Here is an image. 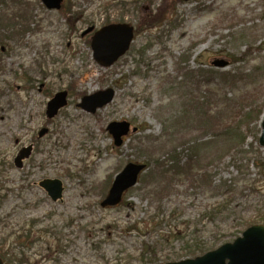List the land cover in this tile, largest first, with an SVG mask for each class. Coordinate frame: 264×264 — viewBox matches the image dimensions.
Segmentation results:
<instances>
[{
    "label": "rangeland",
    "instance_id": "1",
    "mask_svg": "<svg viewBox=\"0 0 264 264\" xmlns=\"http://www.w3.org/2000/svg\"><path fill=\"white\" fill-rule=\"evenodd\" d=\"M23 3V12L9 16L10 24L22 22V32L1 52L7 74L0 81L10 82L0 95V257L5 262L163 264L215 250L264 224V181H256L249 161L250 151L264 158V148L256 144L264 110V0H64L59 10H47L39 0ZM2 23L0 40L8 36ZM110 23L133 26L134 38L128 52L105 69L92 59L90 34H82ZM216 59L227 66L212 68ZM185 67L212 69L217 78L228 73L211 104L225 114L240 118L262 110L256 121L241 118L242 125L250 122L245 156H236L240 162H232L222 138L206 131L210 115L188 120L189 99L205 91L202 86L188 94ZM232 79L236 85L227 86ZM105 88L114 90L108 105L94 114L77 107L82 97ZM60 91L67 92V104L47 119L46 103ZM121 121L138 131L116 148L106 127ZM41 129L48 131L38 140ZM30 142L37 146L30 160L14 169L19 147ZM173 149L181 164L191 166L194 157L196 167L210 168L208 181L203 173L188 181L160 176L154 162ZM129 163L150 165L121 204L102 209L113 178ZM44 179L62 182L61 203L52 204L38 188ZM253 179L251 191V182H242ZM224 203L227 210L215 214ZM25 235L33 238L17 240ZM48 235L74 241L54 253ZM5 253L20 260L8 261ZM22 253L28 261L19 258Z\"/></svg>",
    "mask_w": 264,
    "mask_h": 264
},
{
    "label": "water",
    "instance_id": "2",
    "mask_svg": "<svg viewBox=\"0 0 264 264\" xmlns=\"http://www.w3.org/2000/svg\"><path fill=\"white\" fill-rule=\"evenodd\" d=\"M196 1V0H182ZM42 4L49 10L60 8L62 0H41ZM88 29L85 33L90 32ZM133 39V28L127 24H111L97 30L90 42L93 60L101 67H111L125 52ZM214 67L222 68L226 66V61L215 60L211 63ZM114 96L112 89L99 91L91 96L84 97L78 105L88 113H94L97 109L109 104ZM66 105V92H60L47 103L46 116L52 118L57 111ZM129 123L112 122L106 130L112 137L114 145L120 146L121 138L129 133ZM260 136L258 139L259 147L264 148V112L260 122ZM136 128L131 130L136 132ZM47 133L42 129L38 133L41 138ZM31 146L22 148L14 158V166L22 168L23 161L27 160L31 154ZM145 169L143 164H127L124 169L116 175L107 196L100 204L101 207H113L120 201L122 194L133 187L138 175ZM39 186L45 190L52 202L61 201L62 184L58 180H44ZM0 264H2L0 260ZM165 264H264V225H256L246 229L240 237L232 243H226L217 249L207 252L202 256L193 259L169 262Z\"/></svg>",
    "mask_w": 264,
    "mask_h": 264
},
{
    "label": "trees",
    "instance_id": "3",
    "mask_svg": "<svg viewBox=\"0 0 264 264\" xmlns=\"http://www.w3.org/2000/svg\"><path fill=\"white\" fill-rule=\"evenodd\" d=\"M8 1L11 3L10 7L7 6ZM23 1L25 0H2L0 2V22L2 23L3 20L6 22L2 24L4 27V31L7 32L8 34L7 37L2 38V40H0V47L5 45L6 42L10 40L12 35H17L22 32V28H23V25H21L22 22H16L10 24L9 16L14 15V13L21 12L22 10L24 11L25 4L23 3ZM5 4H6L5 6L6 8L5 7L2 8V6H4ZM20 14L15 16V19L16 17L17 19H19ZM12 20H14V18H12ZM182 70H184L183 73L184 80L182 83L183 86L184 85L188 86L189 95L192 94V90L196 89L197 87L201 88L203 86L205 91V93L199 95L200 99L195 96L194 97L190 96L191 98L189 100L191 101V103L189 101V105L191 109V116L189 118L187 117L188 120L192 122H197L196 118L199 115L202 119H206L207 117L204 116L205 112L206 114L210 115L211 117L207 118L206 120L207 122L209 121L211 124L206 126V131H211L212 134H214L217 138H222V140H224V142L227 144L226 145L227 154L229 153V155L234 157L232 159L233 160L232 162L234 163L236 161L240 162L241 159H238L236 156H241V155L245 156V150L242 149L246 138V134L244 133V131H245V127L248 126L250 122L247 121L244 125H242L241 118L242 120L245 117L246 119H252L253 121H256L258 119V116H260L262 110L257 111V109L256 110L254 109L252 110V112L247 111V113L244 114L243 117L241 116L240 118L236 117L235 115H227L223 112V109L220 110L212 106L211 104L215 94L218 93V89L220 87L222 88L225 87L226 83H228V78L230 79V77L227 76L228 73H223V74L220 73L222 75L219 76V78H217L218 77L217 71H214L212 69L197 68L196 70H193V69H188V67H185ZM6 74L7 73L5 72V65L3 62L2 54L0 53V77L6 78ZM231 78L233 77L231 76ZM216 80H219V82L223 81V83L217 84ZM4 83H6V88L10 86V82L0 81V95L2 94L1 91L3 90ZM228 85L233 87L234 85H236V80L232 79L231 82L227 84V86ZM185 116L186 115L184 113V117ZM193 130L198 131L199 129H193ZM249 154L252 157V159L250 158L249 161H251L254 169H256V181H264V158H262L260 154H258L257 150L250 151ZM176 156H179V154L176 152V150L173 149L172 153H169L167 157L162 158L163 161L154 162V167H156L157 171L160 173V176L163 175L166 177H173V178L175 176L178 177L185 176L184 181H188L190 178L192 179L198 178V175H200L199 173H203L202 177L206 176L205 180L208 181V178L210 177V174H208L210 173L209 172L210 168H208L207 166L203 168L196 167L195 166L196 164L193 162L195 160L194 157L190 159L192 164L191 166L188 167L190 163H187V161H185V163L181 164L180 159L177 158ZM149 165L150 164H147V169L149 168ZM236 168L240 169V167H236ZM256 181L254 179L249 181H243L242 184L243 185L248 184L249 186L251 182V185L249 187L250 190L253 191L254 190L253 186L254 183H256ZM206 184H208V182ZM211 184L212 183L209 184V187H211ZM194 185L196 184L194 183ZM235 186H238V183H236ZM232 191L230 190L228 191V193L229 192L231 193ZM171 193H172V189H168L167 194L169 195ZM224 204H219L220 206L216 209L215 214L223 213L225 212V210H227V206L226 204L225 205ZM40 237L42 238V235H39V238ZM48 237H50L53 240L52 242L49 241V243L51 248L54 249V253H59V252L63 253L65 250L71 247L74 241V239L71 238L68 239L65 235H48ZM32 238H33L32 235H25L18 237L17 240L32 239ZM190 242H194V240L192 239ZM31 243L33 244V241H31ZM200 250L201 248L195 250H188L187 255L194 256L195 253ZM5 254L8 258V261L18 262L20 260L16 256H13V254L11 253L10 254L5 253ZM20 257L24 260L25 257L24 253L20 254L19 258ZM50 259L51 258L48 257V261ZM23 260L21 262H23ZM25 260L28 261V258ZM25 260L24 262H26ZM153 262H155V260H153Z\"/></svg>",
    "mask_w": 264,
    "mask_h": 264
},
{
    "label": "flooded vegetation",
    "instance_id": "4",
    "mask_svg": "<svg viewBox=\"0 0 264 264\" xmlns=\"http://www.w3.org/2000/svg\"><path fill=\"white\" fill-rule=\"evenodd\" d=\"M82 36H84V35H82ZM38 140H39V139H38ZM18 143H19V141H17V142L14 143V144H15V145H18ZM28 144H31V145L33 146L32 148H33V153H34V150H35V148L37 147L36 144L33 143V142H30V143H28ZM20 148H22V146H20L19 149H20ZM30 158H31V157H30ZM29 160H30V159H29ZM44 180H45V179H44ZM38 183H39V182H38ZM38 183L36 184L37 186H38ZM38 188H39V187H38ZM41 190H42V189H41ZM42 191H43V190H42ZM45 195H46V194H45ZM46 197H47V196H46ZM52 204H54V203H52Z\"/></svg>",
    "mask_w": 264,
    "mask_h": 264
}]
</instances>
